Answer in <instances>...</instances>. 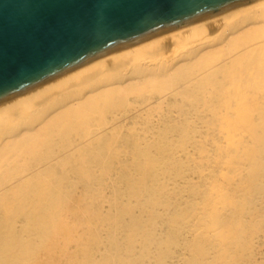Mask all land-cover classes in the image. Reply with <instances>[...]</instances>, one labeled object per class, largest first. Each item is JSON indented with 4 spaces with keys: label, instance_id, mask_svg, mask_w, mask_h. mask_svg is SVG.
<instances>
[{
    "label": "bare ground",
    "instance_id": "6f19581e",
    "mask_svg": "<svg viewBox=\"0 0 264 264\" xmlns=\"http://www.w3.org/2000/svg\"><path fill=\"white\" fill-rule=\"evenodd\" d=\"M92 164L119 165L128 200L93 209L69 254L63 212ZM263 222L264 0L0 103V264H254Z\"/></svg>",
    "mask_w": 264,
    "mask_h": 264
},
{
    "label": "water",
    "instance_id": "95a60500",
    "mask_svg": "<svg viewBox=\"0 0 264 264\" xmlns=\"http://www.w3.org/2000/svg\"><path fill=\"white\" fill-rule=\"evenodd\" d=\"M253 0H0V103L108 53Z\"/></svg>",
    "mask_w": 264,
    "mask_h": 264
},
{
    "label": "rangeland",
    "instance_id": "374dc122",
    "mask_svg": "<svg viewBox=\"0 0 264 264\" xmlns=\"http://www.w3.org/2000/svg\"><path fill=\"white\" fill-rule=\"evenodd\" d=\"M194 150H195V148H193V151ZM190 151L193 152L192 149ZM181 154L183 155L184 153H181ZM183 156H185V154ZM210 160H212V159H210ZM210 160H209V162L207 161L209 165L204 166V167H207V169L205 170L207 172H205V171L204 172L207 173L208 175L212 176L213 170H212V165L210 163ZM247 163H245V164H247ZM92 165H94V169L96 171L97 176L95 177V179L93 178V179H90L89 181H85L83 184V187H79L80 189L78 188L77 191H74L75 196H73L72 200L69 201V204H68L69 209L67 211L63 212L66 219L64 222L65 224H62V228L60 230V236L58 238V241H61V243H62V241H69L68 250H67V252L69 254H72L75 252V250H76L75 241H77V239L80 238L82 230L84 229V227L87 224H89V220L87 217L89 216L90 212L93 211V209L98 210V208L102 206L105 210V209L111 207V201H113L116 197H120V199L124 200V201L128 200V196H127L126 192L123 190L124 189L123 180H121V178H119V177H116V179L114 178V176L116 175L115 174L116 170H117L115 168H118L119 165L118 166L115 165L113 167L114 170L113 171L111 170L110 173H108L109 172L108 169L110 166H108L107 164H101L102 166L96 165V164H92ZM118 172H120V170ZM234 181H236V183H237L240 180L237 177V179H235ZM255 182H259L258 178L256 179ZM85 184L91 185V188L89 191L82 189V188H84ZM255 184H257V183H255ZM79 186H82V183H80ZM240 191L236 190L237 194H239ZM251 192H253V191H251ZM93 193H95L98 198H91ZM120 193H123V194H120ZM252 194L255 197H257L255 192H253ZM257 200H258V197H257ZM227 210H230V209H227ZM67 225L70 227V229L68 228ZM260 226L261 227H259V229L260 230L263 229L262 230L263 232H261L259 234V232H260V231H258L259 229L258 228L256 229V231L254 233V238H253L254 241H252L254 243V245L252 244L253 246L250 247L252 250L251 249H249V250H250L253 258H255V259H253V261H256L257 264H264V222ZM164 227H165V225L159 224L160 234H161V229ZM256 234H258V235H256ZM256 237L258 238L259 241L257 240ZM255 247L257 250L256 252H255ZM176 250L178 251L181 249H176ZM55 256L57 257V255H55ZM45 258L46 257H43L41 259L45 260ZM41 259H40V261H41ZM64 259L65 258L62 257L60 262L54 260L55 264H62ZM260 262H262V263H260Z\"/></svg>",
    "mask_w": 264,
    "mask_h": 264
}]
</instances>
